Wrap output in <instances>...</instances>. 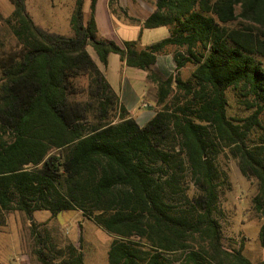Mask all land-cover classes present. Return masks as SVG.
Wrapping results in <instances>:
<instances>
[{
	"label": "trees",
	"instance_id": "trees-1",
	"mask_svg": "<svg viewBox=\"0 0 264 264\" xmlns=\"http://www.w3.org/2000/svg\"><path fill=\"white\" fill-rule=\"evenodd\" d=\"M97 1L89 16L86 0L75 1L67 35L37 24L27 0H11L5 21L17 46L0 53V226L14 210H81L115 236L109 264H254L224 245L217 159L228 148L257 179L254 208L264 215V144L250 139L264 112V0H155L142 31L167 26L170 35L145 47L100 36ZM89 47L104 66L115 53L148 72L157 109L145 125ZM169 47L177 74L162 77L154 67ZM189 63L196 67L182 79ZM230 88L256 110L232 118ZM259 236L264 247V225ZM53 263L85 264L74 244L52 245Z\"/></svg>",
	"mask_w": 264,
	"mask_h": 264
},
{
	"label": "rangeland",
	"instance_id": "rangeland-1",
	"mask_svg": "<svg viewBox=\"0 0 264 264\" xmlns=\"http://www.w3.org/2000/svg\"><path fill=\"white\" fill-rule=\"evenodd\" d=\"M75 1L27 0V7L35 22L44 29L72 35L70 18ZM133 3L138 11L136 14L143 15L147 8L154 5L155 0H134ZM113 8L114 13L127 18L128 11L120 5L119 0L117 8ZM13 9L11 0H0V53L17 46L16 38L5 21ZM85 11L87 16L91 14V0H86ZM135 29H130V32ZM137 35L136 32V38ZM169 35L170 29L167 26L149 29L141 38V42L148 44ZM89 50L96 57L94 49ZM261 59L264 64V58ZM195 67V64L189 63L178 74L182 79H188ZM113 68L111 65V73ZM227 99L228 114L232 118L246 117L256 110V107L249 108L248 104L241 102L240 89L230 88L227 91ZM250 139L251 144H264V112L260 115V125L252 131ZM217 164L222 186L220 209L216 216L223 226L224 245L229 249L242 247L244 254L257 264L264 260V247L259 236L264 225V215L256 211L253 202L258 192V181L254 177L243 175L239 159L234 157L228 148L219 154ZM33 222H36V228L41 232L40 247L47 254V263H44L37 253L38 246L32 232ZM114 237L86 217L81 210L63 211L54 217L47 210H39L32 216L14 210L5 214V223L0 226V264H51L52 245L64 249L69 244H74L83 252L85 264H109L108 251Z\"/></svg>",
	"mask_w": 264,
	"mask_h": 264
},
{
	"label": "crops",
	"instance_id": "crops-1",
	"mask_svg": "<svg viewBox=\"0 0 264 264\" xmlns=\"http://www.w3.org/2000/svg\"><path fill=\"white\" fill-rule=\"evenodd\" d=\"M109 1L110 0L97 1L95 19L100 36L113 39L119 44H122L125 40L140 39L142 47L157 42L153 41L148 44L141 42V38L145 35L147 30H149L144 29L142 31V24L155 10V3L151 8L145 10V14L137 15L136 13L138 11L136 9V4L133 3L134 0H119L120 5L128 11L129 16L139 19L138 22H131L128 18L117 15L111 11ZM130 29H135V31L130 32ZM136 32L138 38L135 37ZM173 50V47H169L165 53L158 55L157 63L154 68L162 77L175 75L177 72ZM91 55L93 56L92 53ZM93 58L105 72L108 80L115 91L119 94L121 101L128 108L131 115L137 119L140 125H145L155 115L157 109L156 88L153 84L148 82V72L143 69L128 66L121 60L120 56L115 53H112L109 56L108 66L103 65L97 54L96 57L93 56ZM111 65L114 66L111 70L112 73L110 72ZM144 104H147L148 106H144Z\"/></svg>",
	"mask_w": 264,
	"mask_h": 264
},
{
	"label": "built area",
	"instance_id": "built-area-1",
	"mask_svg": "<svg viewBox=\"0 0 264 264\" xmlns=\"http://www.w3.org/2000/svg\"><path fill=\"white\" fill-rule=\"evenodd\" d=\"M144 106H148L147 104H144Z\"/></svg>",
	"mask_w": 264,
	"mask_h": 264
},
{
	"label": "water",
	"instance_id": "water-1",
	"mask_svg": "<svg viewBox=\"0 0 264 264\" xmlns=\"http://www.w3.org/2000/svg\"><path fill=\"white\" fill-rule=\"evenodd\" d=\"M33 218V217H32Z\"/></svg>",
	"mask_w": 264,
	"mask_h": 264
}]
</instances>
